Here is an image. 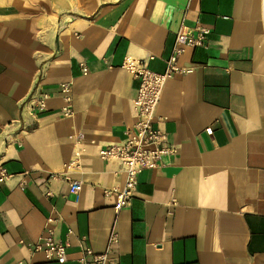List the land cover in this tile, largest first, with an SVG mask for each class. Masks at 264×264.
<instances>
[{
  "label": "crops",
  "instance_id": "obj_1",
  "mask_svg": "<svg viewBox=\"0 0 264 264\" xmlns=\"http://www.w3.org/2000/svg\"><path fill=\"white\" fill-rule=\"evenodd\" d=\"M196 23L206 45L184 48L189 72L155 113L175 153L116 214L124 175L98 152L136 120L138 81L121 64L163 73ZM48 230L68 244L62 263L26 249ZM85 248L107 264H264V0H0V264H82Z\"/></svg>",
  "mask_w": 264,
  "mask_h": 264
},
{
  "label": "built area",
  "instance_id": "obj_2",
  "mask_svg": "<svg viewBox=\"0 0 264 264\" xmlns=\"http://www.w3.org/2000/svg\"><path fill=\"white\" fill-rule=\"evenodd\" d=\"M208 34L207 28L198 23L191 29L181 26L176 33L172 53L165 62V71L161 74L150 71L146 60L125 57L122 62L121 68L138 81L136 96L133 100L136 120L123 141L117 145L104 147L98 152L102 161L117 162L124 175L122 188L114 193V211L116 214L129 204L138 176L143 171L157 169L161 165L163 157L175 153V148L169 145L166 134L155 128V113L165 83L175 75H184L189 72V70L178 65V59L184 48L205 47ZM59 90L64 103L60 114L64 118H71L73 115L71 83L61 84ZM45 101L46 96L39 97L32 107L33 112L37 114L43 112ZM205 133L211 135V129H206ZM77 140H80V137H77ZM79 156L80 150L77 149L75 152L76 159ZM72 165L74 164L71 163L68 167ZM68 187L69 193L77 198L81 190L80 183L71 181ZM105 194L109 193L106 192ZM109 241L115 243L116 235H111ZM67 248L68 244L56 241L49 230L41 241L26 245L29 252L42 253L46 261L59 263L65 261ZM81 263L107 264L108 260L105 255L95 254L91 249L85 248Z\"/></svg>",
  "mask_w": 264,
  "mask_h": 264
}]
</instances>
